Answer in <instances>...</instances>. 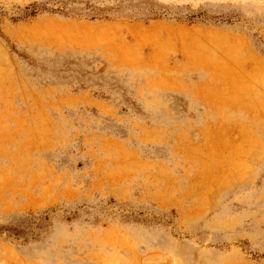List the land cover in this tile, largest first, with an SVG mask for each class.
<instances>
[{
    "label": "rangeland",
    "instance_id": "rangeland-1",
    "mask_svg": "<svg viewBox=\"0 0 264 264\" xmlns=\"http://www.w3.org/2000/svg\"><path fill=\"white\" fill-rule=\"evenodd\" d=\"M0 264H264V0H0Z\"/></svg>",
    "mask_w": 264,
    "mask_h": 264
}]
</instances>
